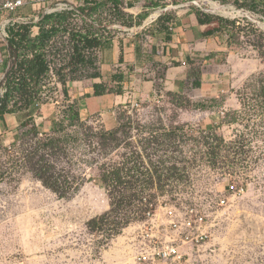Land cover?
Segmentation results:
<instances>
[{
  "label": "rangeland",
  "instance_id": "obj_1",
  "mask_svg": "<svg viewBox=\"0 0 264 264\" xmlns=\"http://www.w3.org/2000/svg\"><path fill=\"white\" fill-rule=\"evenodd\" d=\"M177 1L181 0L171 2ZM212 1L244 8L238 0ZM155 3L161 4L159 7L166 4L162 0H147L149 9L144 18L131 17L111 7L94 13L93 22L107 25L104 37H110L119 27L135 28L145 23L153 12L162 9L154 7ZM198 3L211 9L206 1ZM215 5L219 11L203 13L233 20L225 7ZM86 9L85 6V12ZM170 11L162 9L159 13L170 18ZM250 12L249 18H236V27L232 29L236 42L232 46L227 45L228 35L222 34L219 41L226 44L224 50L190 61L185 78L187 89L179 97L163 92L159 101L146 102L139 110L120 109L116 115L121 118L113 128L94 117L64 120L48 135L29 134L18 144L0 146V264H137L135 254L141 239L137 237L135 223L141 222L142 217L137 215L146 209L142 196L149 201L164 196L168 203L178 206L185 195L184 188L179 186L184 176L193 177L198 185L197 194L202 195L220 188L219 182L227 171L244 183L245 195L221 216L213 236L201 249L192 251L189 262L264 264V123L253 110L249 111V106L242 108L239 102L241 96L248 100L253 97L259 85L253 79L264 76V39L263 46H258L259 39L251 30L252 25L264 30V19ZM76 24L77 28L85 27L81 22ZM12 66L16 64L12 62ZM47 80V87L58 90L48 91L41 102L53 99L61 105L60 85L51 74ZM234 112L241 117L238 123L231 124ZM58 117L61 119L59 114ZM192 126L196 135L182 130ZM29 127H23L22 132ZM114 129V136L108 134ZM210 131L227 140L235 134H245L247 155L234 160L225 153L226 160L221 161H227L228 168L217 161L215 165L209 164L202 135ZM166 133L172 134L165 138ZM151 135L159 137L162 143L148 144ZM160 158L171 160L172 165L182 169L170 178L178 181L166 190L147 187L137 197L132 194L134 190L122 186L117 193L101 181V174L116 166L130 167L135 160L148 165L147 162ZM50 175L56 182V192L40 179L51 181ZM110 196L116 201L122 198V202L103 224L96 226L93 221L110 209Z\"/></svg>",
  "mask_w": 264,
  "mask_h": 264
},
{
  "label": "trees",
  "instance_id": "obj_2",
  "mask_svg": "<svg viewBox=\"0 0 264 264\" xmlns=\"http://www.w3.org/2000/svg\"><path fill=\"white\" fill-rule=\"evenodd\" d=\"M238 1L241 7L258 13L264 18V0ZM120 4L121 1L119 0H94L92 1L91 7H88L91 4L86 3L85 6L87 7V11H84V6L82 12L90 21L84 18L77 19L70 11L44 15L38 23L37 33L31 32V25L10 27L8 32L10 38L8 39L6 48L9 57L13 58L12 62L15 63L17 67L11 66L9 68L4 78V84L3 81H0V89L3 86L6 87L4 94H0V115L20 109H36L35 103L41 102V99L47 96L48 91L54 88L56 89L55 91L58 90L57 87H47V79H49L50 74L56 78V82L60 85L63 95H66L65 85L68 81L98 76L96 50L100 42L99 39L104 38L106 27H104L102 21L99 25L95 24L98 28L94 27V13L101 9L111 10V7L119 8L120 12H125L119 7ZM158 5L159 4L155 3L154 7ZM120 12L118 11L117 13ZM196 15L199 23L202 24L212 21L219 22L221 35L227 34L229 37L227 40V45L229 47L236 42V33L232 29L236 27L237 20H229L223 17L212 18L198 8H196ZM145 16L146 10L140 13L137 18L140 19ZM78 21L83 23L85 27L77 28L78 25L76 23H79ZM136 23L138 22L136 21ZM251 30L255 33L254 36L259 39L258 46H263L261 39H264V30H260L253 25L251 26ZM105 39H108V37H105ZM30 53L32 56H29ZM253 80L259 83L255 88L253 97L248 100L241 96L239 102L242 108L249 106V109L251 108L249 111L253 110L256 116L262 118L264 123V76H257ZM196 85L199 86L200 83L197 82ZM168 94L175 97H179L180 95L178 93ZM15 99L17 101L10 107V101ZM61 113L59 112V115L62 120L58 118L55 130L58 129L61 121L69 120L70 122H74L80 120L78 114L73 110H66V108H64ZM238 113L239 112L233 113L229 121L231 124L238 123L240 120L239 118L241 116L239 117ZM250 116V113L247 114V117ZM119 118L121 117L118 116L117 119ZM212 132L210 131L202 135V142L205 146L204 148H206L204 152L211 164L215 165L219 157H226L225 153L234 160H242L239 156L247 155V151L244 149L246 146V143H244L245 138H243L245 134H235L233 139L227 140L224 136H219ZM40 133L42 135L49 134L40 132L36 125L32 123L26 131L20 134L19 138L22 140L29 134H32L34 137L37 135L40 136ZM115 133L116 130L114 129L108 134L114 136ZM170 134L172 133H166L164 137H170ZM248 140L249 139H246V142ZM152 141L155 144L162 143L159 137L153 135H151L148 144ZM160 159L161 160L157 162H147L148 165L137 163L138 160H135L133 161L135 163L130 167L124 165L116 166L110 172L102 173L101 181L106 187L111 186L114 192L117 190V193L121 192L122 186L127 190H134L132 194L137 195V197L139 193L147 187L152 188L156 186L158 190H161L164 188V184H166L164 182L178 175L179 171L182 169L172 165L169 162L171 160H166L165 158ZM49 177L51 181L43 177H40V179L46 187L56 192V182L52 175ZM127 177L130 179H127ZM109 198L110 209L103 216L93 221L96 226L103 224L104 221L107 220V216L114 211V207L117 206L119 202H122V198L118 201L114 200L113 196Z\"/></svg>",
  "mask_w": 264,
  "mask_h": 264
},
{
  "label": "crops",
  "instance_id": "obj_3",
  "mask_svg": "<svg viewBox=\"0 0 264 264\" xmlns=\"http://www.w3.org/2000/svg\"><path fill=\"white\" fill-rule=\"evenodd\" d=\"M136 3L128 2L127 13H141ZM35 9L29 4L20 13L32 16ZM170 12L171 19L161 16L130 31L119 27L108 39L100 38L96 50L99 75L68 81L66 95L59 89L61 105L49 99L36 109L0 115V146L18 144L23 127L32 123L40 132L51 133L57 127L61 108L73 110L80 120L100 118L104 126L113 128L118 124L116 112L132 107L134 102L141 108L146 102L159 101L163 92L184 94L190 61L208 52L218 53L226 44L219 41V22L199 23L195 7H179ZM6 47L0 37V81L9 61Z\"/></svg>",
  "mask_w": 264,
  "mask_h": 264
},
{
  "label": "built area",
  "instance_id": "obj_4",
  "mask_svg": "<svg viewBox=\"0 0 264 264\" xmlns=\"http://www.w3.org/2000/svg\"><path fill=\"white\" fill-rule=\"evenodd\" d=\"M92 0H3L0 1V37L7 45L9 36V28L20 25H31V32L37 33L38 23L44 15L53 13H61L70 11L77 19L84 18L90 21L89 18L82 12V8L86 3L91 4ZM120 8L127 12L128 2L130 0H120ZM138 3L141 13L147 9V0H134ZM156 1V0H155ZM166 1V2H165ZM172 0H162L166 3L162 8L164 10L177 9L179 7L190 6L194 4L202 12H211L210 10L219 11L212 7L213 4L225 7L226 13L230 18L250 17V11L244 8H237L234 5L224 6L219 2L212 0H202L211 4V9H206L199 5L198 0H181L175 3ZM136 3V4H137ZM31 4L36 9L32 16H24L20 13V9ZM154 8V7H153ZM162 9L157 10L158 15L151 17L152 13L145 24H150L157 21L162 15L159 13ZM221 11V10H220ZM156 12V11H155ZM140 14V13H139ZM132 15V17H137ZM164 14V13H163ZM160 16V17H159ZM159 17V18H158ZM158 18V19H157ZM264 19L262 16L258 17ZM237 20V19H236ZM107 28V25L103 24ZM130 31V28H124ZM171 29V28H170ZM9 56V55H8ZM29 56H32L30 53ZM13 58L9 57L7 71L12 66ZM6 73L3 76V84ZM6 87L0 89V94L3 95ZM17 100L10 101V107ZM20 103V102H19ZM41 102H36L35 107H40ZM132 108L140 109L137 102L132 104ZM59 118V117H58ZM195 127H186V134H197ZM40 135H42L40 133ZM206 150V148H204ZM226 152V151H224ZM226 157H219L216 161L219 165H227L229 163L222 162ZM210 164V162L208 161ZM234 174L230 171L224 172L223 179L220 183V188L210 189L209 193L198 195L197 183L192 176H184L179 181V186L183 187L185 192L178 206L175 203H168L165 197H156L154 201H149L146 196H142L145 200L144 207L146 209L137 215L142 217L141 222L135 223L137 237L141 239L136 248L135 260L137 264H190L189 260L192 251L201 249L213 236L214 227L217 225L221 216L229 212L235 207L237 200L245 195L246 186L243 182L236 180ZM178 181V180H177ZM176 180L169 179L164 183V190L171 184H175ZM156 191V186L154 187Z\"/></svg>",
  "mask_w": 264,
  "mask_h": 264
},
{
  "label": "bare ground",
  "instance_id": "obj_5",
  "mask_svg": "<svg viewBox=\"0 0 264 264\" xmlns=\"http://www.w3.org/2000/svg\"><path fill=\"white\" fill-rule=\"evenodd\" d=\"M212 4H213V3H212ZM213 5H215V4H213ZM213 5H212V7H213ZM215 7H218V5L216 4V5H215ZM156 15H158L157 11H156V12H154V13L152 14V16H151V17H154V16H156Z\"/></svg>",
  "mask_w": 264,
  "mask_h": 264
}]
</instances>
